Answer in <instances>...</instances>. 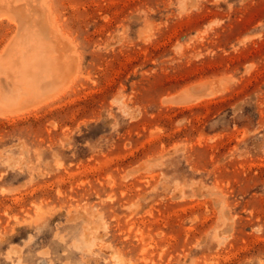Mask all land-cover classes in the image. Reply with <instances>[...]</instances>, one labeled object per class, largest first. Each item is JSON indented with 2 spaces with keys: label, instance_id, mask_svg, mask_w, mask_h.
Instances as JSON below:
<instances>
[{
  "label": "rangeland",
  "instance_id": "rangeland-1",
  "mask_svg": "<svg viewBox=\"0 0 264 264\" xmlns=\"http://www.w3.org/2000/svg\"><path fill=\"white\" fill-rule=\"evenodd\" d=\"M37 1L74 71L0 97V264H264V0Z\"/></svg>",
  "mask_w": 264,
  "mask_h": 264
},
{
  "label": "bare ground",
  "instance_id": "bare-ground-1",
  "mask_svg": "<svg viewBox=\"0 0 264 264\" xmlns=\"http://www.w3.org/2000/svg\"><path fill=\"white\" fill-rule=\"evenodd\" d=\"M22 2L21 0H0V19L7 18L17 27L12 43L7 44L0 55V75L5 76V79L2 78L3 76L0 77V97L6 106L10 107V110L15 109L12 107L18 103L27 102L31 105L38 99L41 101L47 99L46 101H48L49 97L56 94L57 90L62 87L64 90L66 87L64 85L69 82L68 75L70 76V73L74 71L70 60H64V57L62 60V55L59 53L60 48L54 39L56 33L53 35L54 32L52 33L47 25L49 21L47 24L44 22L45 20L41 21L40 16L34 15L37 12L32 10V7L28 8L27 4V7L18 4ZM12 4H14V8L11 12ZM33 4L35 5L34 2ZM43 12L45 13V11ZM45 18L47 17L45 16ZM53 30L55 31V29ZM73 65L75 67V64ZM2 81L7 85L8 91L6 93L3 91L4 89L2 90L4 86ZM53 96L56 97L57 95ZM4 108L7 109V107ZM9 111L6 110L4 113Z\"/></svg>",
  "mask_w": 264,
  "mask_h": 264
}]
</instances>
